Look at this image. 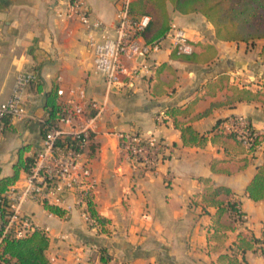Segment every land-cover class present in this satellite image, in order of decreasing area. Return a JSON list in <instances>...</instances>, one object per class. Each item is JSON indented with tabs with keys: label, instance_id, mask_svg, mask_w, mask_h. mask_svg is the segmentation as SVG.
Returning <instances> with one entry per match:
<instances>
[{
	"label": "crops",
	"instance_id": "1",
	"mask_svg": "<svg viewBox=\"0 0 264 264\" xmlns=\"http://www.w3.org/2000/svg\"><path fill=\"white\" fill-rule=\"evenodd\" d=\"M86 1L93 17L112 32L120 0ZM64 3L0 0V103L11 96L20 71L38 73L24 91L33 118L8 123L0 137V180L14 174L21 150L32 157L39 148L49 95L59 102L60 87L86 86L89 98L107 101L88 149L98 182L95 209L105 221L102 231L89 229L78 212L58 210L49 216L43 205L25 204L37 225L51 228L50 264H227L220 257L237 250L240 236L262 237L264 232V200L254 201L247 193L264 165V38L254 43L220 40L206 16L183 14L168 1V32L172 25L186 30L195 46L194 60L178 56L167 32L142 75L107 92L104 79H91L93 53L86 28L63 16ZM133 4L134 13L152 17L144 40L161 39L156 35L162 20L150 0L144 7ZM237 88L253 92L256 99L239 100ZM236 114L248 116L259 133L255 150L228 135L225 122ZM187 127L206 140L190 139L188 133L185 140ZM119 131L151 132L165 141L158 175L132 174L118 149ZM25 176L21 171L14 185H23ZM218 186L232 194L209 196ZM221 200L225 205L239 201L247 221L220 214ZM238 258L243 264H264L261 249Z\"/></svg>",
	"mask_w": 264,
	"mask_h": 264
},
{
	"label": "built area",
	"instance_id": "2",
	"mask_svg": "<svg viewBox=\"0 0 264 264\" xmlns=\"http://www.w3.org/2000/svg\"><path fill=\"white\" fill-rule=\"evenodd\" d=\"M63 16L76 19L86 28L87 44L93 53V68L105 80L107 92L116 86H125L126 79L133 80L142 75L147 59L161 50L163 38L153 41L143 36L152 17L146 13H134V0H120L113 31L107 30L86 0H64ZM177 54H191L195 50L186 30L172 25L166 35ZM38 79L36 71H20L15 79L11 96L0 103V137L8 123L26 122L33 118L28 108L24 91ZM62 111L55 125H48L39 148L34 153V163L26 173L23 185L9 186L0 193V248L6 236L24 238L34 231H42L51 238L50 226H39L25 210L28 201L43 205L53 216L50 208L65 214L78 212L89 229H103L101 216L95 209L94 198L98 182L93 174L88 149L97 133V118L107 101L99 103L87 96L82 86L60 87L57 91ZM96 111L93 113L92 111ZM41 119V123H45ZM227 133L248 150L258 146L259 133L250 118L236 114L225 122ZM119 152L130 163L132 174L156 176L164 163L167 144L151 132H116ZM235 219L246 222L247 215L236 201ZM149 219L148 214H144Z\"/></svg>",
	"mask_w": 264,
	"mask_h": 264
},
{
	"label": "trees",
	"instance_id": "3",
	"mask_svg": "<svg viewBox=\"0 0 264 264\" xmlns=\"http://www.w3.org/2000/svg\"><path fill=\"white\" fill-rule=\"evenodd\" d=\"M144 1L137 0L134 4L144 7ZM168 1L172 3L175 10L183 14L202 13L213 23L220 40L254 43L256 40L264 38V0H150L151 5L159 12L162 20L156 38L163 37L170 28V17L167 12ZM134 4L133 6H135ZM178 56L186 60H194L193 54ZM235 93L238 95L239 100L250 101L257 97L253 92L245 89L240 90L237 88ZM45 107L47 117L45 123H42V135H44L48 125L57 124L58 113L62 111L61 104L56 101V97L53 95L48 96ZM182 132L185 140H187V133L190 135V139L201 138L206 140L205 136H200L191 127L183 129ZM228 135L235 139L232 134L228 133ZM257 143H259V140ZM251 150H255V147ZM33 163L34 157H25L23 150H21L19 160L14 166V174L0 180V191L4 192L10 185L16 183L21 171L29 172ZM247 193L249 198L254 201L264 200V165L259 168L252 182L247 186ZM231 194L229 188L218 186L210 191L209 196H230ZM224 203V200L218 203L220 214L227 212L232 219L236 220V202L229 200L226 205ZM50 209L58 211L54 208ZM101 220L105 222L103 219ZM48 246L49 238L40 230H36L24 238L6 236L0 248V264H50L46 255ZM257 249H261L264 254V237H256L253 234L240 236L237 250H233L231 255L224 254L220 258L227 261V264H243V261L239 260L238 254Z\"/></svg>",
	"mask_w": 264,
	"mask_h": 264
},
{
	"label": "rangeland",
	"instance_id": "4",
	"mask_svg": "<svg viewBox=\"0 0 264 264\" xmlns=\"http://www.w3.org/2000/svg\"><path fill=\"white\" fill-rule=\"evenodd\" d=\"M91 70V79H97L98 81H101L102 79H103V77L100 75V74H96L95 73V70H94V68H93V66H92V68L90 69ZM84 88L86 89V86H84ZM88 91H89V89H88ZM88 91H87V89H86V92H87V96H88ZM90 92V91H89ZM89 97V96H88ZM237 221V220H236ZM264 231V230H263ZM262 237H264V234L262 235Z\"/></svg>",
	"mask_w": 264,
	"mask_h": 264
}]
</instances>
